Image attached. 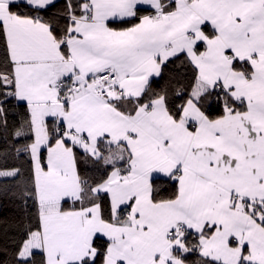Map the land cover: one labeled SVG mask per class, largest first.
I'll use <instances>...</instances> for the list:
<instances>
[{"label": "snow or ice", "instance_id": "1", "mask_svg": "<svg viewBox=\"0 0 264 264\" xmlns=\"http://www.w3.org/2000/svg\"><path fill=\"white\" fill-rule=\"evenodd\" d=\"M0 264H264V0H0Z\"/></svg>", "mask_w": 264, "mask_h": 264}]
</instances>
